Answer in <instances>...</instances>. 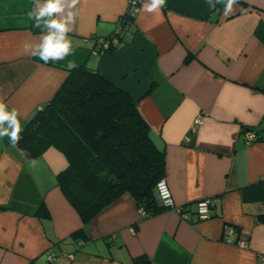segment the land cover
<instances>
[{
    "label": "crops",
    "instance_id": "1",
    "mask_svg": "<svg viewBox=\"0 0 264 264\" xmlns=\"http://www.w3.org/2000/svg\"><path fill=\"white\" fill-rule=\"evenodd\" d=\"M146 2L111 50L93 53L128 0H79L68 33L73 54L45 64L23 51L42 34L27 17L34 0H0V99L19 112L23 129L69 62L97 70L136 102L165 152L161 178L182 213L146 215L123 192L84 225L56 181L64 154L48 146L29 158L5 136L0 264H45L49 251V264H134L139 255L151 264H264V139L243 135L247 126L264 128V0H239L228 16L207 0H167L157 13L142 11ZM206 196L218 201L199 218L196 203ZM229 224L245 246L225 240ZM83 226L86 238L72 235Z\"/></svg>",
    "mask_w": 264,
    "mask_h": 264
},
{
    "label": "trees",
    "instance_id": "2",
    "mask_svg": "<svg viewBox=\"0 0 264 264\" xmlns=\"http://www.w3.org/2000/svg\"><path fill=\"white\" fill-rule=\"evenodd\" d=\"M132 20L124 14L122 22ZM67 70L50 99L24 125L19 142L24 154L35 157L48 146L64 154L66 165L56 181L84 225L123 192L146 215L164 209L155 183L164 175L165 152L151 139L136 102L97 70L84 64ZM255 133L264 139V128ZM72 235L86 238L84 226ZM133 263L151 264L146 255L134 257Z\"/></svg>",
    "mask_w": 264,
    "mask_h": 264
},
{
    "label": "clouds",
    "instance_id": "3",
    "mask_svg": "<svg viewBox=\"0 0 264 264\" xmlns=\"http://www.w3.org/2000/svg\"><path fill=\"white\" fill-rule=\"evenodd\" d=\"M167 0H147L141 10L148 13L160 12L166 6ZM210 9L217 4H224L223 13L231 15L234 5L239 0H207ZM79 0H34V7L27 13L29 20L34 21L33 27L41 28L38 42L26 41L23 44L25 55L38 57L47 64L49 61H62L73 54V44L68 33L72 31L71 25L75 23L76 14L72 10ZM68 69L75 67L69 62ZM20 114L16 109L9 110L8 105L0 99V138L8 137L11 146L16 147L21 139L22 126Z\"/></svg>",
    "mask_w": 264,
    "mask_h": 264
},
{
    "label": "built area",
    "instance_id": "4",
    "mask_svg": "<svg viewBox=\"0 0 264 264\" xmlns=\"http://www.w3.org/2000/svg\"><path fill=\"white\" fill-rule=\"evenodd\" d=\"M140 0H128V8L125 14L133 17L138 12ZM127 28V23H123L122 19L118 20L115 24L113 32L106 37L100 36L94 39L95 47L92 48L93 53H102L111 48H113L120 39L121 31ZM128 33V32H127ZM200 122V118L197 117L195 119V123ZM243 135L245 137L246 142L255 141L257 139V135L251 129H245L243 131ZM155 194L157 199L164 206L174 209L175 211L182 213L183 207L180 205H176L173 201L170 189L164 178H159L155 183ZM218 201L217 197H209L206 196L196 203V213L199 218H206L210 215V209L214 206L215 202ZM236 235V231L232 225H226L224 228V238L226 241H234L240 245L245 246L246 241L243 239L234 238ZM54 259L53 252L49 251L46 257V263L49 264Z\"/></svg>",
    "mask_w": 264,
    "mask_h": 264
}]
</instances>
